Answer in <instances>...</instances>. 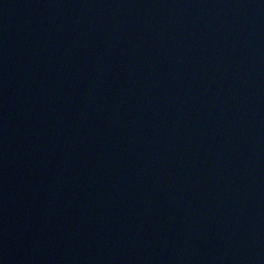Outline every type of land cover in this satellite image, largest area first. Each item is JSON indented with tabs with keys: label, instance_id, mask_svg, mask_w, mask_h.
Returning <instances> with one entry per match:
<instances>
[{
	"label": "water",
	"instance_id": "obj_1",
	"mask_svg": "<svg viewBox=\"0 0 264 264\" xmlns=\"http://www.w3.org/2000/svg\"><path fill=\"white\" fill-rule=\"evenodd\" d=\"M0 264H264V0H0Z\"/></svg>",
	"mask_w": 264,
	"mask_h": 264
}]
</instances>
